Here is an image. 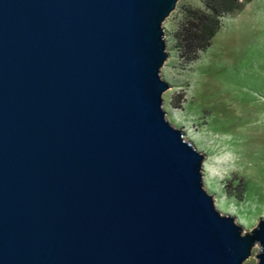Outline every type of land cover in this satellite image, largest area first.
<instances>
[{"label": "water", "instance_id": "95a60500", "mask_svg": "<svg viewBox=\"0 0 264 264\" xmlns=\"http://www.w3.org/2000/svg\"><path fill=\"white\" fill-rule=\"evenodd\" d=\"M175 2L0 0V264H264L164 115Z\"/></svg>", "mask_w": 264, "mask_h": 264}, {"label": "rangeland", "instance_id": "374dc122", "mask_svg": "<svg viewBox=\"0 0 264 264\" xmlns=\"http://www.w3.org/2000/svg\"><path fill=\"white\" fill-rule=\"evenodd\" d=\"M186 5L203 8L200 0H176L160 23L166 57L159 76L168 84L161 106L204 153L202 186L215 208L248 230L264 217V0L220 15L210 43L182 62L173 31ZM257 248L241 264H255Z\"/></svg>", "mask_w": 264, "mask_h": 264}, {"label": "trees", "instance_id": "16d2710c", "mask_svg": "<svg viewBox=\"0 0 264 264\" xmlns=\"http://www.w3.org/2000/svg\"><path fill=\"white\" fill-rule=\"evenodd\" d=\"M203 8L186 5L182 17L173 31L174 46L182 62L198 56L219 27V17L223 13L239 10L247 0H200ZM177 100L181 94L176 95ZM175 106L179 104L173 102Z\"/></svg>", "mask_w": 264, "mask_h": 264}]
</instances>
